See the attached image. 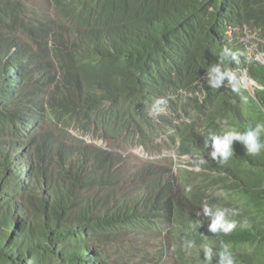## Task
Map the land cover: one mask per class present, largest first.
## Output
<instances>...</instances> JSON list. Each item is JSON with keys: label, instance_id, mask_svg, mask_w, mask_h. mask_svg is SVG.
<instances>
[{"label": "trees", "instance_id": "16d2710c", "mask_svg": "<svg viewBox=\"0 0 264 264\" xmlns=\"http://www.w3.org/2000/svg\"><path fill=\"white\" fill-rule=\"evenodd\" d=\"M49 1L55 16L50 7L48 12L30 14L25 0H0V28H5L7 19L22 18L19 30L35 48L41 71L52 79L50 105L67 125L76 123L90 132L100 117L111 116L104 127V136L110 139H114L108 135L116 126L114 117L130 121L143 106L156 104L154 98L162 99L180 87L194 91L197 80L214 69L221 75L213 80L224 75L227 81L230 63L234 69L248 64L244 45L223 47L215 38L213 23L203 31L189 25L170 29V20L165 27L157 23L155 19L174 8L173 0H161L160 6L148 0H88L91 7L82 10L67 7V0ZM123 20L142 28L133 43L118 36L115 24ZM164 36L174 39L175 52L164 50L157 39ZM12 48L0 36V264H50L55 259L66 264H105L102 245L120 242L128 231H155L158 223L175 224L180 239L199 238L204 231L200 217L185 223L189 219L185 197L176 195L175 182L168 179L170 169L137 168L124 181L127 176L120 178L119 160L108 151L82 140L67 144L50 135L41 100L48 82L38 78L33 63L25 62L29 53ZM204 85L220 112L233 109L238 100L246 104L253 100L247 91L241 97L221 84ZM81 87H98L105 93L94 104ZM259 94L264 104V92ZM105 102L112 104L109 109L102 108ZM119 133L124 135L120 128ZM230 170L211 161L200 181L186 172L184 182L201 210L212 189L225 179L222 173ZM260 176L248 193L255 211L247 230L215 240L216 255L210 264H222V253L246 264H264L259 256L264 249V178ZM225 247L245 251L231 253Z\"/></svg>", "mask_w": 264, "mask_h": 264}, {"label": "clouds", "instance_id": "9594fccd", "mask_svg": "<svg viewBox=\"0 0 264 264\" xmlns=\"http://www.w3.org/2000/svg\"><path fill=\"white\" fill-rule=\"evenodd\" d=\"M148 1L155 6H160L161 0ZM173 3L174 8L170 9L169 14L155 19L157 23L165 27L170 20V29L189 25V29L197 31H203L208 23H213L217 28V30L215 29V38L223 47L228 49L227 45L230 43L232 48L236 42L244 45V55L248 59V64L242 68L234 69L229 62L231 70L227 73V81H225L226 76L224 75L217 81L213 80V77L221 75L218 69H214L197 80L195 83L197 88L194 91L180 87L176 93L168 92L162 99L154 98L156 104L143 106L142 113L134 115L130 121L114 117L112 121L116 126H113L108 134L114 136V139L104 136L106 133L104 127L111 122V116L106 114L103 118L100 117L96 123L92 124L90 132L89 129L88 131L81 129L76 123L67 125V120L62 119L60 111L56 112L50 105V95L46 100L45 92L41 93V100L47 121L52 123L47 112L49 106L60 115L67 127L74 125L75 129L84 131V136L87 137L92 133L99 134L101 145L88 142L84 138H76L71 141L66 138L68 132L60 129L63 135L56 132L53 134L46 127L51 136L67 144H75L82 140L88 145L108 151L119 160L117 168L120 178L124 173L127 176L123 179L124 181L137 168L151 165H156L163 171L170 169L171 173L168 179L171 181H173L174 174L178 172L179 176L175 178L174 182L177 187L176 195L185 197L184 205L189 216L185 223L188 224L199 216V222L204 227V231L201 232L199 238L191 239L190 237L185 240L180 239L181 231L176 229L175 224L158 223L159 227L157 228L161 232L168 229L174 234L176 240L175 264H210L211 259L216 255L214 253L217 244L215 240H220L222 236L230 235L239 229L247 230V223L254 217L255 211L250 204L248 193L256 188V181L260 176L258 171L262 174L260 177L264 178V104L259 94V91L264 92V58L252 55L250 44L247 42L250 34H257V42L262 45L261 50L264 52V0H173ZM66 6H80L76 10L91 7L88 0H67ZM150 8L157 9L154 6ZM15 19L5 21V28H0V36L5 37L8 43L13 46L12 51L29 53L25 62L33 63L38 78L48 82L51 92L53 89V86L50 87L52 79L46 77L41 71V65L35 60V48L31 46V42L29 47L25 45V42L18 37V34L22 33L18 29L19 33L16 37L7 32L8 20ZM224 27L227 30L222 34L219 30ZM115 28L119 33L118 36L130 43H133L137 34L142 31L141 26H137L131 20L120 21L115 24ZM163 38L157 37L164 50L175 52L172 49V40L174 39L166 36ZM174 49H178V45H174ZM28 59L32 62H29ZM225 59L227 58L225 57ZM221 61L224 62V59ZM254 74L258 75L261 81L257 80L253 76ZM205 82L211 86L221 84L241 97L247 91L254 101L247 100L246 104L241 99L236 102L233 109L220 112L217 109L216 99L208 95ZM81 89L89 93L94 104L98 103L105 93L98 87H81ZM111 105L110 102H105L102 108L109 109L107 106ZM168 108L171 110L168 111ZM164 109L166 111H163ZM97 116L94 114L92 118L95 119ZM129 124L131 133L126 129ZM117 126L124 132L122 137L130 139L133 146L141 147V152L145 153L144 147H154L153 151L157 152L156 158L139 165L132 162L131 156L118 151L122 147L118 148L114 135L115 133L120 135ZM142 138L145 139L143 143L141 142ZM167 145H171V148L168 149ZM165 151H176L175 160L173 161L172 155ZM184 160L191 161L184 162ZM162 161H168L167 168H161ZM211 161L218 163V168H231V170L222 173L225 179L212 189L211 196L205 200V207L201 210L199 200L190 194L191 190L188 188V183L184 182V177L189 176L186 172H190L191 176L200 181L207 172ZM173 162H181L179 164L185 168L172 170L170 166L174 165ZM139 185L141 186V184ZM201 237H204V241L201 240ZM162 246V256H166V244L162 243ZM262 247L264 248V245ZM225 250L231 253L245 251L241 247L239 250L225 247ZM195 252L198 255H195ZM259 256L264 259V249ZM221 258L222 264H246L241 259H231V256L226 253H222Z\"/></svg>", "mask_w": 264, "mask_h": 264}, {"label": "rangeland", "instance_id": "374dc122", "mask_svg": "<svg viewBox=\"0 0 264 264\" xmlns=\"http://www.w3.org/2000/svg\"><path fill=\"white\" fill-rule=\"evenodd\" d=\"M27 4V13H34L39 10H43V12H48V8L50 7V12L55 16V9L52 5L51 1L46 0H25ZM23 15V13H21ZM22 18H17L15 20H8V28L7 32L11 35L15 36L19 33V26L21 25ZM18 29V30H17ZM18 37H20L25 45L29 47L30 41L24 36L23 33H19ZM248 44H250V49L252 55H256L257 58H264V52L261 50V44L257 42V34H250L247 39ZM29 50V49H26ZM29 62L32 60L28 59ZM235 83H238L235 81ZM50 93V89L48 85L46 86V90L44 95H46V100H48V96ZM47 112L50 115L51 121H46V127L52 131L53 134L55 132L60 135H63L60 132V129L68 132L66 138L73 141L76 138H84L88 140V142L98 143L101 145V137L99 134L94 135V133L90 134L88 137L84 136L85 132L79 129H75L74 125L71 127H67L64 121L61 120L60 115L53 111L49 106L47 107ZM171 108H168L170 111ZM163 111H166L164 109ZM117 140L118 151L124 153L127 156H131L132 162L134 164H142L146 161H152L156 158L157 152L153 151L154 147H144V152L140 151L141 147L133 146L130 139H125L118 133L114 134ZM172 139V138H171ZM171 145H173L171 143ZM171 145H167L168 149L171 148ZM164 147V145H163ZM167 154H171L173 161L175 160L176 151H165ZM150 157V158H148ZM191 160H184V162H190ZM181 163V162H179ZM177 162H173L174 165L170 166L172 170H179L180 168H185ZM169 165L168 161H162L160 164L161 168H167ZM179 174L176 172L173 176V181ZM162 243L166 244V256H162L163 246ZM176 240L174 234L168 229H165L161 232L158 228L155 231L150 232H142L141 230L137 231H128L124 237L121 238V241L115 243L111 246L105 247L101 246L102 257L105 264H175L176 260V252H175ZM198 255L197 252L194 253ZM127 260V261H126ZM50 264H66L64 261H58L55 259Z\"/></svg>", "mask_w": 264, "mask_h": 264}]
</instances>
